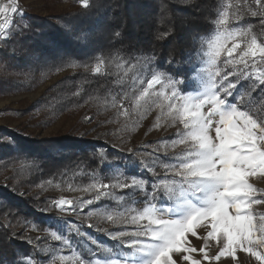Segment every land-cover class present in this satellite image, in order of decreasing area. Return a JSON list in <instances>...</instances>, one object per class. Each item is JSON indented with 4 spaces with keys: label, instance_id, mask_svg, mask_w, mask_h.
Masks as SVG:
<instances>
[{
    "label": "snow or ice",
    "instance_id": "1",
    "mask_svg": "<svg viewBox=\"0 0 264 264\" xmlns=\"http://www.w3.org/2000/svg\"><path fill=\"white\" fill-rule=\"evenodd\" d=\"M78 2L82 8L90 6L89 0ZM252 3L255 9L249 0H222L212 21L213 30L198 38L197 63L190 69H180L175 74L161 70L153 66L155 56L146 54L134 57V62L119 56H96L91 64L67 65L73 69L83 67L85 71L90 68L93 75H107L109 66L114 64L116 84L131 80V87L122 92L119 100L111 92V101L105 100L110 107L119 108L117 117L126 119L130 114L126 102H131V111L139 119L124 128L134 130L148 113L159 109L149 131L168 121L169 127L179 124L182 130H177L175 138L159 141L152 153H144L151 159L141 160V168L158 177L152 182L151 191L143 176L130 174L121 181L124 174L118 173L115 183L93 180L85 186L84 191L96 193L92 199L73 201L62 197L52 201L59 212L73 214L77 207L83 211L84 206L111 197L117 207H98L86 215L135 227L132 231L109 232L111 239L119 241L111 246L82 231L73 221L49 225L43 231L48 240L57 244L40 245L31 237L26 238L38 252L46 254L43 264H212L222 258L236 262L238 252L264 264V212L254 208L264 204V190L250 182L264 178V88L260 87L264 85V42L258 40L251 24L239 23L244 11L264 18V0ZM16 17H24L20 0H0V41L9 39L13 26L19 29ZM158 22L164 24V18ZM260 23L264 24V19ZM167 35L161 32L158 38ZM222 56L227 59L221 61ZM173 62L172 58L168 61ZM233 76L236 80L229 79ZM241 79L254 81L250 90H239ZM257 89L261 94L259 101L253 96ZM177 147L182 151L172 157L157 155L163 149L167 156L169 148L174 151ZM157 168L163 170V176L156 172ZM109 189L133 192L116 196ZM137 194L144 196L143 207L138 206L141 202L135 199ZM201 228L205 230L203 237L198 234ZM32 230L41 229L33 225ZM71 235L79 239L73 241ZM189 236L204 243L197 249ZM40 239L36 237L37 241ZM209 241L217 245L214 256H209ZM193 253H199L201 259H195ZM24 261L38 264L31 256Z\"/></svg>",
    "mask_w": 264,
    "mask_h": 264
},
{
    "label": "trees",
    "instance_id": "2",
    "mask_svg": "<svg viewBox=\"0 0 264 264\" xmlns=\"http://www.w3.org/2000/svg\"><path fill=\"white\" fill-rule=\"evenodd\" d=\"M68 1L80 5L78 0ZM89 5L46 16L25 12L19 29H11L9 39L0 45V97L31 92L50 76L75 70L44 89L36 102L12 115L35 119L37 114L32 126L39 128L64 113L85 110L92 112V118L101 115L105 100L111 101L109 92L117 98L121 91L120 84L115 83V65L109 66L107 75L67 66L91 64L96 56L133 60L142 54L154 55L153 66L161 70L175 74L190 69L200 46L198 38L214 28L212 21L220 0H89ZM161 17L164 24L158 22ZM261 19L246 17L244 24H251L258 40L264 42ZM161 32L168 35L158 38ZM170 58L174 59L172 64L168 63ZM250 84L241 80L239 90H250ZM253 96L260 100L259 89ZM6 108L0 112H10ZM27 128L24 121L17 127L0 126V264H25L26 256L38 264L47 259L26 238L31 237L35 244H53L43 229L56 226L58 212L52 206L53 199L37 198L40 191L31 193L32 189L45 183L79 187L97 176L114 175L113 169L127 177L136 171L135 161L104 142L99 133L86 138L74 128V134L41 138ZM3 173L10 174L5 181L1 180ZM132 192L115 191L117 196ZM135 199L143 207V194ZM33 225L41 230H32ZM37 236L41 237L39 241Z\"/></svg>",
    "mask_w": 264,
    "mask_h": 264
},
{
    "label": "rangeland",
    "instance_id": "3",
    "mask_svg": "<svg viewBox=\"0 0 264 264\" xmlns=\"http://www.w3.org/2000/svg\"><path fill=\"white\" fill-rule=\"evenodd\" d=\"M252 0H249V4ZM222 0H220L221 4ZM235 3V0H232ZM254 3L250 6L253 8ZM20 6L24 10V17L25 12H31L34 14H38L41 16L46 15H54L59 14L61 12H68L80 5H75L68 0H20ZM220 6V5H219ZM81 7V6H80ZM251 15L247 12H243V18L239 21L241 25L244 24V19L246 17H250ZM23 17V18H24ZM22 20L19 17H16V23H21ZM233 26H236L233 24ZM15 26H13L14 28ZM12 28V29H13ZM3 41H0V45ZM229 47L231 45L229 44ZM227 59V57L222 56L221 61ZM197 63L196 55H193V64ZM221 66L222 63H221ZM1 67V64H0ZM242 67V66H240ZM264 67V65H261ZM226 71H232L231 68H227ZM75 72V70H66L60 73L54 74L50 76L46 81L41 82L33 91L27 93H19L15 95H9L0 97V110L5 109L8 107L10 108V112H0V126H7V127H17L19 122L28 123L27 131L32 133L33 135H38L41 138L46 137H57L62 134H74V128L76 132L84 133V137L89 138L94 136L95 133H99L101 139L110 144L113 148H116L122 151L127 157L126 159H131L135 161V175L143 176L146 181L149 182V191H151V184L153 181L157 180L158 177L154 176L151 172L144 171L141 168L140 162L141 160H149L151 159L150 156L144 155V153H152L153 147L157 145V143L161 140L175 138L177 130L181 129V126L177 124L175 127H169L168 124L170 121L165 122L164 126L160 127L159 129H153L149 131L151 126L153 125L157 113L159 109H153L150 113L147 114L146 118L139 121V126L136 127L134 130L132 128H124L123 126L128 124L131 125L133 121L139 119L138 115L131 111V102L127 101L126 104L129 107V117L126 119L124 116L117 117V113L119 111L118 107H110L108 104L106 105L105 109L101 112V115L97 116L96 118H92L93 114L91 111L85 112L84 111H74L69 113L61 114L55 120L49 122L44 128H39L32 126V123L36 122L35 120L38 115L35 114V119L30 115H12L13 113H17L20 110L26 108L29 104L36 102L44 89L49 87L51 84L62 78L67 74H71ZM26 78V74L24 73V80ZM231 80H236V77H229ZM245 80V79H241ZM240 80V81H241ZM253 83L254 81L245 80ZM146 86V85H143ZM131 87V80L125 81L123 84H120L121 91L117 97L119 100L120 95H122L123 91H128ZM140 87V85H138ZM158 87V86H157ZM7 109V108H6ZM86 117H90L91 120L89 121ZM112 121V122H109ZM182 130V129H181ZM147 133V134H146ZM214 134V133H213ZM182 151V148L177 147L174 151L172 149H168L167 156H164V150L161 149L160 155L162 158L167 159L169 157L174 156L176 153ZM117 172V173H116ZM156 172L163 176V170L161 168H157ZM118 173H122L118 169H113L111 174H114L108 178L97 176L94 180H107L108 182L105 183H115V176ZM10 175V174H9ZM8 173H3L1 176V180L5 181L6 178L9 176ZM18 177H24L17 173ZM127 177L123 175L121 177V181ZM250 182L258 189L264 190V178L259 179H250ZM89 185V184H87ZM87 185H82L79 187L73 186L71 184H52V183H45L39 187L32 189V192L40 191L37 195V198H44L49 197V199L57 200L60 198H67L72 199L73 201L79 200H88L92 199L95 196V192H86L84 191V187ZM71 186V187H70ZM24 188L26 186L24 185ZM119 189H109L108 191L113 192L115 195V191ZM133 190V189H132ZM30 194V193H29ZM117 196V195H116ZM111 205L113 208L117 207V204L111 197H103L97 203L92 205H86L83 207V211L80 210V207L76 208L75 213L73 214H66L58 212V222L61 221H73L76 224L80 225L81 230L87 233H90L91 236L106 245L115 246L119 243V241L113 240L108 236L109 232L119 231V230H127L132 231L134 229V225H114L108 222L106 219L101 218L100 216H91L88 217L86 213L91 211L92 209ZM255 210L258 212H264V204L254 206ZM56 223V225H57ZM88 224H93L95 227L89 228ZM103 229V231H100ZM66 231V229H62ZM198 234L203 237L205 235V230L203 228L198 229ZM70 238L75 241L78 240L79 237L75 235H71ZM189 240L191 241L192 245L199 249V247L204 243L202 239L198 240L195 237L189 236ZM123 239H129V237H124ZM53 244H57L58 242L52 241ZM209 256H214L218 251L217 245L213 241H209ZM87 255V253H85ZM238 261L233 262L231 258H222L219 262H212V264H258V262L252 258L244 254L243 252H238ZM193 257L195 259H201V255L199 253H193ZM179 259V257H174ZM187 264V262H185ZM204 264H208L207 261Z\"/></svg>",
    "mask_w": 264,
    "mask_h": 264
}]
</instances>
